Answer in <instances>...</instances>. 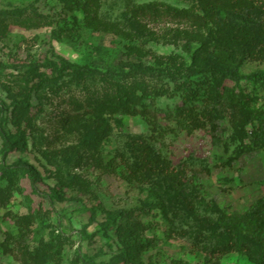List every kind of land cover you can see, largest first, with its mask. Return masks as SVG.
I'll return each instance as SVG.
<instances>
[{"label": "rangeland", "instance_id": "1", "mask_svg": "<svg viewBox=\"0 0 264 264\" xmlns=\"http://www.w3.org/2000/svg\"><path fill=\"white\" fill-rule=\"evenodd\" d=\"M98 3L90 26L62 0H0V264H214L230 240L219 264H264L249 228L220 222L264 197V83L221 71L264 70V0ZM189 111L207 125L184 127Z\"/></svg>", "mask_w": 264, "mask_h": 264}, {"label": "trees", "instance_id": "2", "mask_svg": "<svg viewBox=\"0 0 264 264\" xmlns=\"http://www.w3.org/2000/svg\"><path fill=\"white\" fill-rule=\"evenodd\" d=\"M64 5L69 10H78L83 13L85 21L89 23L90 26H94L97 22V14H98V2L99 0H62ZM41 66V65H40ZM39 65L31 66L33 67L37 72L36 74L39 77V81H43L46 77L43 71H40ZM63 70L69 71L71 73L75 74H82L85 72V69L81 67L80 65L73 64V63H67L62 66ZM52 69V68H50ZM225 75L235 78V79H241V78H250L254 77L255 79H259L264 83V70L260 72H254L250 75H244L238 73V71L232 67H226L225 69L221 70ZM115 105L118 107L129 110L130 100L128 97L125 98H117L115 99ZM189 115V121L185 123L184 127L192 129V128H203L207 125L206 122H204V119L198 116L197 114H194L192 112H188ZM206 120L208 123H211L212 126V120L213 117L211 114H206ZM252 124L254 127L255 133H258V129L261 126V123H264V113H260L258 111L252 112ZM56 122H59V119H56ZM108 130V125L105 123V121L100 120L98 126H97V132L99 135L103 136ZM142 145V155L139 158L140 163L138 168L140 170H143L144 173H156L158 167L161 166L162 162L160 160L159 156L155 157H148V148H146L147 144H140ZM13 148H22V145L18 140H14L12 142L7 143V145L4 148V153H7ZM116 156V155H115ZM123 162V156L120 155L118 158L112 157L111 162L106 163L103 165V168L105 171H114L117 164H121ZM161 162V163H160ZM124 164V162H123ZM125 165V164H124ZM19 167L26 168L28 172H30L31 175H33V168L32 166L28 165L27 163H21L19 164ZM11 169V168H9ZM134 174L135 171H132ZM169 177H171L170 181L171 183H174V181L178 178L177 172H170ZM32 214V213H31ZM30 213L27 215L29 216ZM22 218V217H21ZM220 222L222 225H231L234 227H237L239 230L243 229H250V233L259 238L262 243H264V197L259 199L256 204L252 205L251 208L244 214L234 213V214H227L223 218H221ZM19 225L21 228L24 229L25 224L22 222V220H19ZM43 247H47V243L42 244ZM19 248L22 250V245H19ZM236 248V242L234 240H230L226 243L221 244L218 247H215L210 250L211 259L214 261V264H219L220 257L232 250H235ZM23 252V251H22ZM78 252V260L81 261L83 264H92L88 259H86L82 253Z\"/></svg>", "mask_w": 264, "mask_h": 264}]
</instances>
